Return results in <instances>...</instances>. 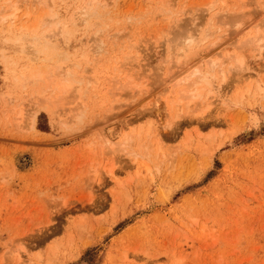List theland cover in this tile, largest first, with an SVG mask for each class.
I'll return each instance as SVG.
<instances>
[{"label":"rangeland","instance_id":"374dc122","mask_svg":"<svg viewBox=\"0 0 264 264\" xmlns=\"http://www.w3.org/2000/svg\"><path fill=\"white\" fill-rule=\"evenodd\" d=\"M255 34L264 0H0V264H264Z\"/></svg>","mask_w":264,"mask_h":264},{"label":"bare ground","instance_id":"6f19581e","mask_svg":"<svg viewBox=\"0 0 264 264\" xmlns=\"http://www.w3.org/2000/svg\"><path fill=\"white\" fill-rule=\"evenodd\" d=\"M3 20H4V19H3ZM236 20H238V19H236ZM42 25H43V24H42ZM243 25H244V24H243ZM43 26H44V25H43ZM181 28H182V27H181ZM238 28H239V27H238ZM179 33H180V32H179ZM181 33H183V34L180 35ZM181 33L179 34V38H180V36H183V37H184V35H185L184 32H181ZM185 33H187V34H186V36L184 37L183 42H182V40H180V41H181L182 43H184L185 45H186V44H187V45L185 46V47H186L185 49L182 48L180 54L178 55V57H179L178 60H179V61H177V62H180V61H181V58L184 60V62H187V61L189 62V61L193 58V56L195 55V51H194V52L191 51V48H190V46L188 45V44H190L192 41H194L195 37H194V36L191 37L190 34L188 33V31H186ZM210 33H211V32H210ZM210 33H209V34H210ZM212 33H213V32H212ZM257 33H258V32H257ZM42 34H43V33H42ZM42 34H41V35H42ZM259 34H260V33H259ZM259 34H258V35H259ZM210 35H211V34H210ZM205 36H207V35H205ZM205 36H204V37H205ZM208 36H209V35H208ZM211 36H212V35H211ZM211 36H209V38H210ZM43 37L46 38L47 35H46V34H43L41 38H43ZM183 37H181V38H183ZM253 37H255V38H253ZM262 37H263V36H262ZM262 37L260 38V37L256 36V34H255L254 36L250 37L251 39L249 38V40H247L246 43L244 42V45H245V44L247 45V44H248V41H250V42L252 41V42H251V46H252V43H256L257 41H260L259 39H262ZM44 38H43V39H44ZM206 38H208V37H206ZM206 38H205L204 41H206ZM252 38H253V39H252ZM247 39H248V38H247ZM176 40H178V38H177ZM253 40H254V41H253ZM263 40H264V39H262L261 41H263ZM180 41H179V42H180ZM244 41H246V40H244ZM202 42H203V41H202ZM202 42H201V43H202ZM182 43H181V44H182ZM194 43H195V42H194ZM242 43H243V41H242ZM261 43H262V42H261ZM261 43H260V44H261ZM249 44H250V43H249ZM260 44H258V45H260ZM195 45H196V44H195ZM214 46H215V45L213 44V45H212V48H213ZM254 46H257V44H256V45L254 44ZM252 47H253V46H252ZM224 50H225V49H224ZM216 51H218V49H217ZM213 52H214V51H213ZM219 53H220V52H219ZM215 54H217V56H218V53H217V52H214V53L209 52V53L207 54V55H208V56H207L208 59L205 58V59H204V62L206 61V63H207L208 65H210V70H209V71H213V69H215V68H216V69H220L219 72H220L221 77L224 78V80H226L227 75H229V74L231 73V72H230V69H229V74L226 73V72H228V71H226V72H225V71H222V69H221L222 66H221V65H222V63H224V62H221L219 59H217L218 57L220 58V55H219L218 57L215 58V57H214ZM229 58H230V57H229ZM206 59H207V60H206ZM225 59H227V58H225ZM236 59H237V61H236V60H235V61L237 62V66H238V67H241L242 65H244V64H242L244 61H243V60L241 61V58H239V59L236 58ZM231 60H232V58H231ZM233 60H234V59H233ZM219 61H220V62H219ZM224 61H225V60H224ZM226 61H227V60H226ZM184 62H183V64H181V65H184ZM188 62H187V63H188ZM181 63H182V61H181ZM192 63H193V62H192ZM190 65H191V64H190ZM194 66H195V67H194ZM179 67H183V66H180V65H179ZM188 67H190V68H188V71H190L191 69H192V70H196L195 72H194V71L192 72L193 74H191V76H194V74H198V73L200 72V71H199V70H200V69H199V68H200V63H199V62H198L197 64H194V63H193L191 66H188ZM191 67H193V68H191ZM232 68H233V67H232ZM186 70H187V69H184L183 72L186 71ZM192 70H191V71H192ZM225 70H226V69H225ZM227 70H228V69H227ZM233 70H234V71H235V70L237 71V68L235 67V69L233 68L232 71H233ZM236 71H235V72H236ZM238 71H239V70H238ZM184 73H185V72H184ZM184 73H183V74H184ZM33 74H34V73H32V75H33ZM176 74H177V77H178L179 74H178V73H176ZM186 74H188V73H185L184 76H182V77L185 78ZM225 74H227V75L225 76ZM188 75H189V74H188ZM188 75H187V76H188ZM205 75H208V73H205ZM30 76H31V75H30ZM187 76H186V79L191 77L190 75H189L190 77H189V76L187 77ZM177 77H176V78H177ZM182 77L180 78L181 80H182ZM225 77H226V78H225ZM228 77H229V76H228ZM32 78H33V77H32ZM184 78H183V80H184ZM198 78H199V79H198ZM198 78H197L196 80L200 81L201 83H203V82H205V81L207 80V79L204 80L205 78L202 79V78H203L202 76H199ZM186 79H185L184 81H186ZM222 80H223V79H222ZM63 81H64V80H63ZM129 81H131V78H130ZM208 81H209V80H208ZM208 81H207V82H208ZM64 82L66 83V81H64ZM64 82H63V84H64ZM200 82H198V83H200ZM196 83H197V82H196ZM193 94H194V95H193ZM193 94H192V96H193L192 100H194L195 98L201 96L200 92H197V90H195ZM187 98H188V97H187ZM199 98H200V97H199ZM185 99H186V97H185ZM195 100H198V98L195 99ZM181 101H182V100H181ZM188 103H189V102H187L186 104H188ZM175 110H176V109H175ZM194 110H196V108H194ZM107 127H108V126H107ZM107 129H108V131H107ZM106 132H107L108 134H110V136H111L112 131H111V128H110V127H109V128H106ZM112 138H113V137H112ZM110 140H111V139H109V141H110ZM110 144H111V143H110Z\"/></svg>","mask_w":264,"mask_h":264}]
</instances>
